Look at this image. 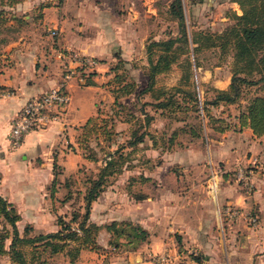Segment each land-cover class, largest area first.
<instances>
[{"label": "crops", "instance_id": "1", "mask_svg": "<svg viewBox=\"0 0 264 264\" xmlns=\"http://www.w3.org/2000/svg\"><path fill=\"white\" fill-rule=\"evenodd\" d=\"M29 1L40 4L41 11L31 21L28 36L23 39L21 35L8 44L5 55L9 59L0 67V194L20 214L19 232L26 224L33 227V233L56 231L58 216L68 220L73 210L82 211L86 179L96 177L104 164L100 147L113 151L118 143H124L122 169L108 176L90 204L88 221L99 226L96 242L100 248L81 247L73 260L65 250L52 253L47 257L49 264H145L151 252L165 249L177 254L175 264H263L264 133L255 135L248 126L220 132L206 122L200 136L178 131L171 142L167 137L172 132L166 137L153 134L165 130L155 123L156 117L145 124L143 110L140 114L134 111L135 92L120 95L115 102L111 88L117 83L113 85L111 66L120 56L131 62L134 52L145 49L148 37L161 38L153 29L163 23L166 10L162 6L168 10L172 0ZM22 2L26 0H17L15 6ZM215 3L241 13L235 1ZM24 17L30 19V15ZM53 28L54 37L50 34ZM66 48L99 59L92 83L71 79V99L60 119L29 130L21 144L12 147L9 133L13 118L29 97L60 80L62 58L58 51ZM218 80L212 79L213 86L227 88L230 83L227 78L225 85L218 86ZM140 97L150 99L148 94ZM118 101L127 107L120 108ZM104 105H109L111 112L101 108ZM145 109L153 114L150 105ZM96 116L110 118V139L93 135L90 145L97 150L98 159H90L79 138L83 124ZM139 125L146 133L142 141L129 145L131 130ZM181 133L187 138L182 139ZM251 161L259 165L251 174L253 190L245 193L227 171ZM216 167L222 175L218 190L211 195L205 183L208 172ZM223 203L252 211L259 223L251 227L239 218L228 224L219 212ZM124 220L147 231L135 249L106 228L111 221ZM234 234L238 237L237 254L232 256L228 237ZM10 262L8 255L0 254V264Z\"/></svg>", "mask_w": 264, "mask_h": 264}, {"label": "trees", "instance_id": "2", "mask_svg": "<svg viewBox=\"0 0 264 264\" xmlns=\"http://www.w3.org/2000/svg\"><path fill=\"white\" fill-rule=\"evenodd\" d=\"M207 2L209 5L213 0H198ZM221 0H215L219 2ZM238 3L241 13L232 10L225 15L231 19L223 28L219 30L200 29L193 30L190 35L187 31L186 17L182 0H172L168 11L174 17L177 24V31L174 35L153 38L148 37L145 43V53L147 63L143 72L146 75L145 85L137 89V83L126 76L122 59L120 58L111 69L115 72L113 76L117 85L111 88L115 94V102L120 95L135 92L136 97L148 94L149 100H144L139 105V111L144 112V123L148 124L153 118V114L145 109L146 105L162 113L170 115L179 111L195 110L197 115L204 114L208 119L207 124H211L217 131L250 127L255 135L264 133V0H231ZM17 0H7L5 4L14 6ZM9 12V13H8ZM11 10L0 8V19H6ZM10 19L21 21L16 15H9ZM204 48H215L221 57L230 58V83L227 88L211 87V95L205 97L202 102L196 91L184 88L181 85L172 86L171 91L166 87L156 85L157 75L169 70L173 64L184 66L185 72L181 75V80L185 81L190 77L192 64L199 66L198 53ZM122 60V61H121ZM123 71V72H120ZM93 72L86 76V84L92 83ZM244 85H260L261 92L254 94L248 99L247 104L240 106L241 87ZM171 89V88H170ZM237 103V112L232 114L228 110V104ZM221 106L219 114L212 111L213 107ZM118 106L127 107L125 103L118 101ZM200 106V107H199ZM201 109V113H200ZM167 113V114H163ZM200 113V114H199ZM132 116H136L131 113ZM224 114V115H223ZM185 118V117H184ZM182 118V119H184ZM231 118H234L232 120ZM110 118H99V116L89 118L82 126V133L79 138L90 159H98V152L90 145V138L93 135L101 134L109 141L110 139ZM185 122V120H183ZM139 121L137 120L136 123ZM142 124V123H141ZM206 124V123H204ZM203 122H185L174 128L167 137L168 141L174 139L177 132H189L192 136L198 137L203 130ZM146 131H140V125L131 130L129 145H135L142 141ZM149 133V132H148ZM166 138V139H167ZM124 143H118L117 147L111 151L100 147L104 164L100 167L96 177L86 179V192L84 195V209L73 210L68 220L58 216L59 229L50 232L32 233L33 227L26 224L23 232L20 233L17 220L20 214L13 204L0 194V222H2L3 232L0 234V254L8 255L14 264H49L47 257L52 253L66 251L73 260L81 247L97 248L100 246L96 242V234L99 226L88 221L90 204L101 190L104 188L108 176L114 172H119L125 158ZM254 214V213H253ZM75 224V225H73ZM79 228V230H76ZM107 230L117 237H124L126 244L135 249L139 241L144 240L147 231L141 226L131 221H111L106 225ZM6 242V239H8ZM118 246V242L110 240ZM73 243V245L71 244ZM30 248L28 256L25 248ZM45 253V254H44ZM44 254V255H43Z\"/></svg>", "mask_w": 264, "mask_h": 264}, {"label": "rangeland", "instance_id": "3", "mask_svg": "<svg viewBox=\"0 0 264 264\" xmlns=\"http://www.w3.org/2000/svg\"><path fill=\"white\" fill-rule=\"evenodd\" d=\"M163 1L165 2L166 0H163ZM6 2L7 0H0V8L11 10V13L8 14V16L14 13L17 16H19L22 20L17 21L14 19H10L11 17H8V16L6 19H0V67L3 63H6L7 59H9V57L5 55L9 48L8 44L10 42H13L14 40H17L18 39L17 37L21 35L23 36V39L26 36H28L27 30L29 29L31 21H35V19L37 18V14L41 11V8H39L40 4L37 3L35 6L34 4L30 3L31 1L29 0H26V2H22L12 7L9 6L8 4H5ZM182 3H183V9H184L185 17H186L187 31L189 35H190V32L193 30L195 31V30L207 29V28L208 29L210 28L212 30H219L223 28L231 20L228 17H226L225 14L232 10L236 11L232 7H224L223 4H216L215 0H213L210 5L207 2L198 1V0H182ZM162 5H165V4H162ZM162 9L164 10V12L166 10V13L165 14L163 13V17L161 16L163 19V23L161 22L162 23L161 26H158V29L157 27H155L153 31L155 30L156 34L158 31V33L160 34L158 37H166L169 34L174 35V33H176L177 31V24L175 20L173 19L174 17L169 13V11L164 6H162ZM25 15H28V16L30 15V19L25 18L24 17ZM23 29H26L25 30L26 32H24ZM121 59L123 60L121 61L124 66V68L121 67V69H124L127 72L126 76L129 78H132L137 83V89L142 88L145 85V81H146V75L143 72L144 64L146 65V62H147L145 49L144 48L139 49L136 52H134L131 58L132 59L131 62L130 60L129 61L124 60V58H121ZM198 62L200 64L199 66H195L194 64H192L191 69H190L189 79L185 81L181 80V75H183V73L185 72V68H183L184 66L180 67L179 65L174 64V66L172 65V67L169 70L157 75L156 85L158 87H166L167 91H171L173 88L172 86L174 85H181L184 88L192 89L196 91V93H198L200 102H202V100L205 97L211 95V87L213 86V83L211 82L212 79H220L216 83L218 86L225 85L227 78L230 79L231 65H230V58L228 56L221 57L218 53V50L215 48H204L203 50L199 51ZM120 72H123V71H120ZM95 73H96V70H94L93 74ZM204 76L210 77L209 78L210 80L208 81L207 79H205ZM260 89H261L260 85H244L243 87H241V98L239 100L240 106L244 107L247 104L248 99L250 97H252L256 93L261 92ZM144 99L145 98L137 97L136 99L132 100V101L136 100L134 111L137 114H140L138 108L142 102L141 100H144ZM148 107L149 106H147V108ZM237 107H238L237 103L232 104L231 106L227 107L224 114H226L227 110L231 112L232 114H234L235 112H237ZM101 108H103L104 110H107L108 112H111L109 105L108 107L104 105ZM221 108L222 107L219 105L216 108L213 107L212 111L216 114H219ZM150 112L153 113L152 116L154 119L155 117L157 118L155 123L161 126L160 129L165 128V130L164 129L158 130V132H155L154 130L153 134H156L157 136L159 135V136L166 137L168 134H170V132H172V130L175 127L179 126V124L185 123L186 121L187 122H203V124L206 122H209L208 119L204 117V114H200L201 109L199 113L200 115H197V112L195 110H189L187 111V113H185V111H179V112H175L174 114L165 115L167 118H163V116H161L162 113H157L158 111L153 112V109L151 107H150ZM163 114H167V113H163ZM231 119L234 120V118H231ZM183 120H185V122ZM180 135L182 139L187 138V136L182 133ZM120 136L123 137L122 135ZM158 140H162V139H158ZM106 149L109 150L108 148ZM242 165L247 166L248 169L252 168L251 170L253 172L256 171V169H258L254 167L252 161L249 163L242 164ZM236 167L237 165L233 166L232 169L227 171V174L232 179V181L233 180L237 181L238 186L245 193H250L244 189V183L242 181L237 180L236 175H235ZM215 170L218 173V179H219L222 175V172L220 171L218 167H216ZM208 175H209V172L207 174V177ZM222 181L223 180H220V184L222 183ZM252 190H253V187H252ZM225 205L226 203L225 204L223 203L221 205L219 212L221 214V220L228 221V224L238 222L239 218H241L243 222H246L251 227H256V225L259 223L258 222L259 219H258L256 225H253L249 217L244 216L243 213L237 217H227L224 212ZM232 206H236L240 208L242 211H245L243 208L237 205L232 204ZM247 212H250L253 214L252 211H247ZM42 223L46 224L45 222H42ZM0 232L1 233L3 232L2 222H0ZM236 233L237 232H235V234ZM235 234L232 235L231 237L230 236L228 237L229 250L230 252L233 250V252H231L232 256H235L237 254L234 251V247L237 248V241H238V237ZM8 240L9 238L6 239V242H8ZM25 251L28 256V253H29L28 251H30V248L28 247L25 248ZM5 257L6 256H4V258ZM10 263L14 264L12 262Z\"/></svg>", "mask_w": 264, "mask_h": 264}, {"label": "built area", "instance_id": "4", "mask_svg": "<svg viewBox=\"0 0 264 264\" xmlns=\"http://www.w3.org/2000/svg\"><path fill=\"white\" fill-rule=\"evenodd\" d=\"M53 36L56 30H50ZM58 55L62 58V75L60 80L50 86L45 92L29 97L26 102L18 110L12 120L10 128V144L17 147L21 144L25 134L34 128L42 127L51 121L60 119L62 112L69 104L71 93L68 88L71 79L76 80L79 84L86 83V76L89 72L96 70L99 59L93 55L81 54L75 50L66 48L59 50ZM254 167H258V162H252ZM252 168H247L242 164H238L235 170L237 180L244 183V189L251 192L253 181L251 180ZM206 186L209 194L214 195L218 190V173L212 170L209 173ZM224 212L227 217H237L242 213L248 216L251 223L256 225L257 215L247 211H242L232 204H226ZM79 230V228H76ZM177 254L165 249L158 252H151L146 258L145 264H175Z\"/></svg>", "mask_w": 264, "mask_h": 264}, {"label": "water", "instance_id": "5", "mask_svg": "<svg viewBox=\"0 0 264 264\" xmlns=\"http://www.w3.org/2000/svg\"><path fill=\"white\" fill-rule=\"evenodd\" d=\"M133 264V263H132Z\"/></svg>", "mask_w": 264, "mask_h": 264}]
</instances>
